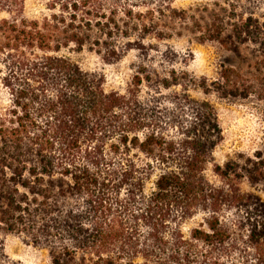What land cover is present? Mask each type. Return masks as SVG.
<instances>
[{
	"label": "trees",
	"instance_id": "1",
	"mask_svg": "<svg viewBox=\"0 0 264 264\" xmlns=\"http://www.w3.org/2000/svg\"><path fill=\"white\" fill-rule=\"evenodd\" d=\"M25 1L0 0V73L11 102L0 111V235L50 264H264V201L241 189L247 180L264 190V150L215 164L223 132L209 100L264 101V0L145 13L137 0H47L38 19L25 17ZM178 23L192 25L199 44L248 62L249 75L224 66L211 82L175 60L162 75L138 63L121 94L67 55L117 64L145 50L147 37L171 39ZM173 87L181 91L166 120L161 100ZM0 264H19L1 244Z\"/></svg>",
	"mask_w": 264,
	"mask_h": 264
},
{
	"label": "rangeland",
	"instance_id": "2",
	"mask_svg": "<svg viewBox=\"0 0 264 264\" xmlns=\"http://www.w3.org/2000/svg\"><path fill=\"white\" fill-rule=\"evenodd\" d=\"M137 11L145 13L148 9H160L171 5L177 11L188 10L190 7L207 3L209 0H137ZM47 0H26L25 17L38 19L47 14ZM200 16V11L194 13ZM4 17V16H2ZM169 22L168 19L163 18ZM174 35L169 40L158 41L147 37L144 41L145 50H132L126 58L117 63L108 65L95 53L84 51L83 53H68L67 55L77 63L84 71L90 73H102L107 79V89L124 94L131 83L133 72L137 64L150 67L159 74L170 71V62L175 60L177 67L185 69L197 79H208L213 82L218 78L222 67H232L249 75L248 62H241L232 53L222 50L218 45L207 43L201 45L197 42L192 25L173 26ZM0 71L2 67L0 66ZM2 73H0V111L10 106V95L2 85ZM181 91L173 87L164 92L162 103L163 118L171 119L174 109L168 105L173 95ZM193 99L202 100L203 95L199 91H192ZM209 100L215 107L218 121L223 132V141L214 152L215 164L224 166L229 161H245L256 152L264 150V101L252 96L248 99L220 98L211 95ZM169 135H175L174 130L166 128ZM213 167L209 166L207 178L217 185L220 179L213 173ZM241 189L245 193H255L264 201L262 187H254L247 180L241 182ZM228 217L233 218L232 214ZM201 222V216L188 221L183 230L187 234L196 228ZM0 244L5 255L13 262L19 264H50L46 254L23 244L13 236L0 235Z\"/></svg>",
	"mask_w": 264,
	"mask_h": 264
}]
</instances>
